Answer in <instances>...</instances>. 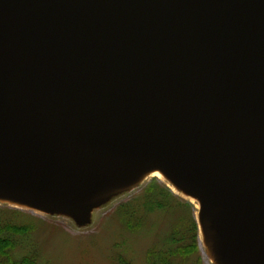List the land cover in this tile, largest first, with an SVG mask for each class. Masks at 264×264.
<instances>
[{
  "label": "water",
  "instance_id": "1",
  "mask_svg": "<svg viewBox=\"0 0 264 264\" xmlns=\"http://www.w3.org/2000/svg\"><path fill=\"white\" fill-rule=\"evenodd\" d=\"M157 170L264 264V0H0V206L85 226Z\"/></svg>",
  "mask_w": 264,
  "mask_h": 264
},
{
  "label": "trees",
  "instance_id": "2",
  "mask_svg": "<svg viewBox=\"0 0 264 264\" xmlns=\"http://www.w3.org/2000/svg\"><path fill=\"white\" fill-rule=\"evenodd\" d=\"M194 211L190 202L153 181L141 194L120 204L115 219L125 231L134 234L148 227L152 217L174 216L166 236L147 251L146 264H195L199 236ZM46 226L40 218L25 211L0 206V264H51L45 258V244L39 239ZM115 262L131 264L122 255Z\"/></svg>",
  "mask_w": 264,
  "mask_h": 264
},
{
  "label": "rangeland",
  "instance_id": "3",
  "mask_svg": "<svg viewBox=\"0 0 264 264\" xmlns=\"http://www.w3.org/2000/svg\"><path fill=\"white\" fill-rule=\"evenodd\" d=\"M153 181H159L170 189L159 179L150 178L143 184L110 197L101 207L93 211L91 222L85 226L77 224L70 215H48L27 209L20 210L46 223L47 230L45 229L39 239L45 244L43 247L45 258L51 264H116L115 260L119 255L128 259L131 264H146L147 251L166 236L172 223L171 217L174 216L163 214L152 217L148 227L133 234L125 231L116 221L115 211L120 204L141 194L143 189ZM172 193L194 206L197 222L196 205L199 203L185 199L173 191ZM198 236L195 264L198 261L200 264H213L207 257L206 250L202 249L199 227Z\"/></svg>",
  "mask_w": 264,
  "mask_h": 264
},
{
  "label": "bare ground",
  "instance_id": "4",
  "mask_svg": "<svg viewBox=\"0 0 264 264\" xmlns=\"http://www.w3.org/2000/svg\"><path fill=\"white\" fill-rule=\"evenodd\" d=\"M150 178H157V179H159L161 182L167 184L170 187V189L175 194H177L179 196H182L185 199L191 200L192 202H198L199 203V200L198 199H195L193 197H190L187 194L179 191L178 188L176 186H174L170 181H168V179L165 177V175L161 171H158V170L157 171H154V172H151V173H149L147 175H145L142 178L140 184H143L144 182H146ZM196 206H197V213H196V215H197V219H199V211L201 209L200 203H199V205H196ZM200 239H201L200 241H201L202 249L204 250L205 249V245H204V236H203L202 230H201V233H200Z\"/></svg>",
  "mask_w": 264,
  "mask_h": 264
}]
</instances>
